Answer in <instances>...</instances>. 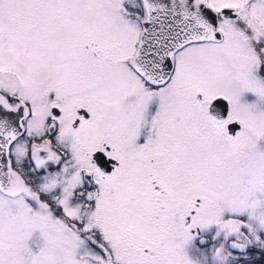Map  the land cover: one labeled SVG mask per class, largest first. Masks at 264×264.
<instances>
[{"label":"snow or ice","instance_id":"6c2138e0","mask_svg":"<svg viewBox=\"0 0 264 264\" xmlns=\"http://www.w3.org/2000/svg\"><path fill=\"white\" fill-rule=\"evenodd\" d=\"M0 264H264V0H0Z\"/></svg>","mask_w":264,"mask_h":264}]
</instances>
